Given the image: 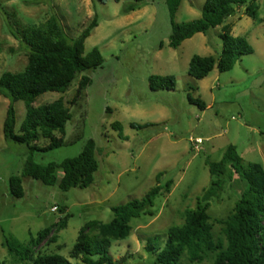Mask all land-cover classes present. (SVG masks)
Masks as SVG:
<instances>
[{
	"label": "rangeland",
	"instance_id": "374dc122",
	"mask_svg": "<svg viewBox=\"0 0 264 264\" xmlns=\"http://www.w3.org/2000/svg\"><path fill=\"white\" fill-rule=\"evenodd\" d=\"M132 0H0V76L4 71L24 69L27 52L11 34L7 22L37 25L51 15L57 16L70 38L77 37L95 14V26L84 41V53L97 47L103 64L78 73L65 92L48 91L36 97L37 106L62 98L71 118L62 136L64 144L45 152L36 151L33 160L39 164L60 162L77 155L87 139L95 142L98 169L93 182L85 187L59 189L30 177H21L24 195H10L8 179L20 175L28 148L5 140L2 132L8 98L0 94V261L20 264L10 254L6 239L27 243L37 231L70 216L66 226L45 237L34 254L59 253L71 264H85L69 257L79 228L87 221L107 222L112 218V205L140 198L156 184L172 179L170 191L154 199L152 215L140 214L130 220L128 236L111 242L109 253L120 264H153L155 255L145 245L151 240L158 248L164 245L170 225L183 222L185 209H192L196 199L212 179L208 162L218 161L229 144L236 146L244 163L257 162L264 169V0H256V16L245 14L240 6L225 24L230 34L245 37L253 52L243 55L227 71L216 66L204 78L187 73L193 54L212 55L221 52V26L206 33H196L181 44L168 46L171 19L166 0H143L126 12ZM204 0H181L175 22L199 17ZM86 75L91 83L75 104L77 83ZM150 75H172L173 89L152 90ZM198 98L204 109L190 103ZM15 132L25 116L22 100L14 103ZM118 122L124 138L112 123ZM133 124V126H132ZM81 135L80 138L77 136ZM198 138L202 142L196 143ZM48 140L40 138L43 146ZM243 183L233 174L226 179L218 198L210 200L207 209L214 238L224 240V219L239 198ZM58 206V207H57ZM65 206V211H59ZM57 232V240L50 236ZM182 261L187 263L184 255ZM209 253L201 262L213 264Z\"/></svg>",
	"mask_w": 264,
	"mask_h": 264
},
{
	"label": "trees",
	"instance_id": "16d2710c",
	"mask_svg": "<svg viewBox=\"0 0 264 264\" xmlns=\"http://www.w3.org/2000/svg\"><path fill=\"white\" fill-rule=\"evenodd\" d=\"M119 1V0H115ZM143 0H132L125 7L129 12L139 6ZM256 0H204L199 17L175 22V12L181 0H166L171 29L168 46L178 47L181 42L196 33H206L210 28L221 26L219 37L223 45L217 58L212 55L193 54L187 66V73L202 79L214 68L219 71L230 70L241 56L253 52L252 46L245 37L230 34V26L225 20L237 8L245 6V14L256 16ZM11 34L23 45L27 52V62L23 70L17 72L4 71L0 76V94L8 98L2 125L3 137L28 148V156L23 164L20 175H11L8 179L10 195L23 197L24 189L21 177H30L44 184L53 185L57 181L55 172L59 170V189L66 191L72 187L85 188L94 179L98 169L95 157V142L87 139L82 150L75 156L66 157L60 162H49L45 165L33 160L36 151L45 152L64 144L66 122L71 118L69 108L62 98L49 103L34 106L39 95L48 91L65 92L72 84L76 75L82 71L101 67L103 57L97 47L84 53V41L91 30L97 26V15L77 37L70 38L64 31L57 16L51 15L37 25H21L17 21L7 22ZM91 83L88 76L83 75L77 83L72 98L75 104L82 97L84 89ZM148 86L152 90L173 89L175 80L172 75H150ZM22 100L25 105V116L15 132L14 103ZM190 103L204 109V103L198 98L188 97ZM133 126V124H132ZM113 129L124 138L118 122L112 123ZM81 135L77 136L80 138ZM46 139L48 142L38 146L37 141ZM212 177L210 184L197 197L192 209H185L183 222L170 225L166 230L164 245L158 248L151 240L145 248L155 255L153 264H189L201 262L209 253L214 254L213 264H264V169L260 163H244L236 146L229 144L218 161L206 162ZM233 174L243 183L239 198L232 210L224 219L221 232L224 240L214 238L212 223L207 211L210 200L218 198L226 179ZM158 172L156 184L150 187L140 198H133L124 203L112 205V218L107 222L90 220L85 222L71 247L69 257L79 258L85 264H120L113 260L109 253L111 242L128 236L129 222L140 214L152 215L151 207L154 199L170 191L172 179L160 183ZM58 207V206H57ZM65 206H60L63 213ZM70 216L66 213L58 223L51 224L37 231L27 243H18L6 239L5 245L10 254L20 264H71L69 259L59 253L34 254L33 249L48 235L53 228L56 230L66 226ZM57 232L50 236L51 241L57 240ZM186 255L188 262L182 261ZM0 264H3L0 261Z\"/></svg>",
	"mask_w": 264,
	"mask_h": 264
},
{
	"label": "built area",
	"instance_id": "2783aa9c",
	"mask_svg": "<svg viewBox=\"0 0 264 264\" xmlns=\"http://www.w3.org/2000/svg\"><path fill=\"white\" fill-rule=\"evenodd\" d=\"M196 143H200L202 142L200 138H198L197 140H195Z\"/></svg>",
	"mask_w": 264,
	"mask_h": 264
}]
</instances>
